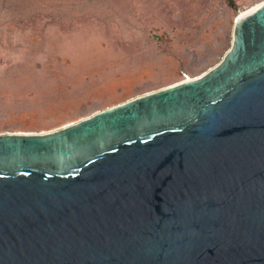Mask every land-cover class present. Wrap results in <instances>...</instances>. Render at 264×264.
Here are the masks:
<instances>
[{
	"label": "water",
	"instance_id": "1",
	"mask_svg": "<svg viewBox=\"0 0 264 264\" xmlns=\"http://www.w3.org/2000/svg\"><path fill=\"white\" fill-rule=\"evenodd\" d=\"M0 264H264V2L200 76L0 135Z\"/></svg>",
	"mask_w": 264,
	"mask_h": 264
},
{
	"label": "rangeland",
	"instance_id": "2",
	"mask_svg": "<svg viewBox=\"0 0 264 264\" xmlns=\"http://www.w3.org/2000/svg\"><path fill=\"white\" fill-rule=\"evenodd\" d=\"M0 0V135L41 133L200 76L264 0Z\"/></svg>",
	"mask_w": 264,
	"mask_h": 264
},
{
	"label": "trees",
	"instance_id": "3",
	"mask_svg": "<svg viewBox=\"0 0 264 264\" xmlns=\"http://www.w3.org/2000/svg\"><path fill=\"white\" fill-rule=\"evenodd\" d=\"M227 3L232 9L237 8V4H236L235 0H227Z\"/></svg>",
	"mask_w": 264,
	"mask_h": 264
},
{
	"label": "bare ground",
	"instance_id": "4",
	"mask_svg": "<svg viewBox=\"0 0 264 264\" xmlns=\"http://www.w3.org/2000/svg\"><path fill=\"white\" fill-rule=\"evenodd\" d=\"M259 5H260V4H259ZM259 5H257L256 7H253L252 9H250V10H248V11L242 12V13L237 17V19H238L239 17H241V16H243V15H245V14H247V13L253 11V10H254L255 8H257ZM188 79H190V78H188Z\"/></svg>",
	"mask_w": 264,
	"mask_h": 264
}]
</instances>
